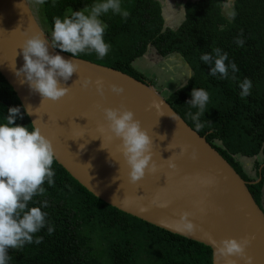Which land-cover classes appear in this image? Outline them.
<instances>
[{
  "label": "trees",
  "instance_id": "1",
  "mask_svg": "<svg viewBox=\"0 0 264 264\" xmlns=\"http://www.w3.org/2000/svg\"><path fill=\"white\" fill-rule=\"evenodd\" d=\"M94 2L98 0H55L53 5V0H46L38 9L52 31L55 17ZM224 2L187 0L182 4L186 18L170 28L163 23L158 0H121L122 8L130 13L126 19L111 11L101 17L108 25L104 40L111 45L109 53L103 59L95 53L78 57L143 81L131 63L148 46L160 57L178 55L190 69L191 79H186L184 87L171 91L165 101L248 183L258 204L262 179L250 182L234 157L259 153L264 157V0H231L235 19L222 13ZM237 38L244 40L243 46L236 44ZM215 48L226 52V63L234 62L239 71L229 70L227 79L208 75L211 66L204 64L200 56ZM233 75L236 79H232ZM245 78L251 80L252 89L249 96L241 98L239 84ZM194 87L206 90L210 96L206 112L200 117L204 127L199 131L188 115L197 111L187 104ZM10 107L21 109L15 125L31 124L16 95L0 76V123L5 122L3 118ZM52 167L54 185L45 182V195L35 196L29 203V207H40L47 213L46 226L34 237H42V242L26 243L17 250L9 248L8 264H211L207 245L118 210L92 195L55 160ZM262 173L264 166L260 168ZM43 201H47L46 207L42 206ZM48 225L54 228L51 234ZM99 244L103 247L101 260L90 252Z\"/></svg>",
  "mask_w": 264,
  "mask_h": 264
},
{
  "label": "water",
  "instance_id": "2",
  "mask_svg": "<svg viewBox=\"0 0 264 264\" xmlns=\"http://www.w3.org/2000/svg\"><path fill=\"white\" fill-rule=\"evenodd\" d=\"M35 34L49 36L41 29L27 0H0V76L10 86L24 112L28 106L30 123L40 128L52 142L55 158L67 173L92 195L118 210L154 226L207 245L211 264H227L217 256L212 239H250L246 255L252 264H264V213L251 196L247 182L235 169L171 108L155 87L117 69L87 59L73 57L48 45L50 55L59 54L78 64L77 72L60 86L67 94L57 101L43 100L32 91L23 74L15 71L23 64V41ZM90 78L87 88L81 82ZM104 84V95L96 92L95 81ZM122 86L120 95L109 86ZM156 101V107L149 105ZM130 109L153 140L155 173L137 183L129 182L128 166L120 151V141L107 131L103 108ZM173 119H172V118ZM175 119V120H174ZM103 125L104 132L99 130ZM164 136L160 140L159 136ZM101 144L102 147L101 148ZM84 145L83 148L80 146ZM186 148L181 154L180 149ZM195 150L197 158L191 159ZM171 157L176 169L168 167ZM90 165V167H89ZM211 178L213 183L204 181ZM167 202V207H159ZM189 212L197 226L191 233L181 230L180 214ZM209 236L212 239H209ZM236 264L243 259L231 257Z\"/></svg>",
  "mask_w": 264,
  "mask_h": 264
},
{
  "label": "clouds",
  "instance_id": "3",
  "mask_svg": "<svg viewBox=\"0 0 264 264\" xmlns=\"http://www.w3.org/2000/svg\"><path fill=\"white\" fill-rule=\"evenodd\" d=\"M38 5H44L46 0H35ZM55 0H53V5ZM168 7L180 13V19H185L187 13L183 6L177 11L168 3ZM225 9H231V0L224 5ZM118 14L122 18H127L130 13L122 8L121 0H98L92 5H85L82 10L72 11L63 17L54 18L51 31V40L44 38L42 34H35L26 38L20 46L24 64L15 71L16 76L23 74L24 79L21 83L27 82L29 88L41 95L43 100L57 101L64 97L68 88L60 86L58 79L67 81L74 72H77L78 64L74 61L66 60L59 54L50 55L48 45L52 48H59L63 52L71 53L73 57L81 54L95 53L98 59H103L110 51L111 45L104 40V34L108 27L101 19L108 14ZM231 19H235L236 12H227ZM238 46H243L242 38L236 39ZM200 60L210 65L208 75L227 79L229 70L232 73L239 71L234 62L226 63L228 54L222 52L220 48H215L212 53H204ZM191 79V72L186 73ZM232 79H236L233 75ZM90 78H85L81 82L82 88L90 85ZM184 87V85H180ZM239 87L240 97L244 98L251 94L252 82L245 78ZM96 92L104 95L103 81H95ZM112 93L120 95L124 89L122 86L112 84L109 86ZM191 99L187 102L191 108L197 109L193 114L188 115L195 124L196 130H201L204 124L200 117L204 116L206 106L209 103V93L204 89L193 88ZM153 101L149 108L156 107ZM28 106L25 115H32ZM20 107L8 108V115L3 118L4 123H0V264H8L11 256L8 249L17 250L26 243L42 242V237H34L46 226L47 213L41 211L40 207H29L35 196L45 195V182L49 186L54 185L55 172L53 170L54 149L52 142L42 135L39 127L33 121L28 126L15 125L17 116L20 115ZM104 120L107 121V131L120 141V151L128 166V178L130 183H137L146 174L155 173L157 164L152 159L153 140L148 132L141 127L139 120L134 118V113L121 105L118 108H103ZM172 118V117H171ZM173 119V118H172ZM175 120V119H174ZM31 126V129H30ZM101 132L105 131L103 125L99 126ZM163 140L164 136H159ZM81 148L84 145L80 146ZM101 148L102 144H101ZM186 148H181L183 154ZM191 159L197 158L195 150L190 154ZM168 167L175 170L176 164L171 157L167 160ZM90 167V165H89ZM206 184L213 183L211 178L204 181ZM42 206H47V201L42 202ZM159 207H167V202L161 203ZM192 214L182 212L179 222L182 231L191 233L197 227L189 217ZM51 234L54 228L47 227ZM209 239H212L209 236ZM248 237L226 238L220 241L212 239L215 245V252L219 257L226 259L227 264H236V260L230 259L237 257L243 259L245 264H252V257L246 255V249L250 245Z\"/></svg>",
  "mask_w": 264,
  "mask_h": 264
},
{
  "label": "rangeland",
  "instance_id": "4",
  "mask_svg": "<svg viewBox=\"0 0 264 264\" xmlns=\"http://www.w3.org/2000/svg\"><path fill=\"white\" fill-rule=\"evenodd\" d=\"M27 1L32 7L33 11L36 13V17L41 29L49 36V39L51 40V31L48 29L44 18L41 16L40 9H38L40 5L36 4L35 0ZM158 1L161 5L164 25L170 28H175L182 19H180V13L173 12L168 7V3L173 9L178 11L182 4L187 0ZM226 3H228V0L222 4L221 8V11L224 15H228L227 12L230 11V9H225L224 5ZM79 10L82 9H78L77 11ZM68 13L69 11H65L64 16ZM131 65L136 72L142 75L145 81L150 82L155 87V89L163 98H166L171 91L184 84L187 79L186 73L190 71L188 66L183 62L182 59L178 58V56L172 54L166 56L165 58H160L158 57V54L155 52V50L150 46H148L146 52L142 56L137 57L131 63ZM90 252L94 257H97L101 260L103 256V247L99 244L95 246ZM103 262L104 261H101V264H103Z\"/></svg>",
  "mask_w": 264,
  "mask_h": 264
},
{
  "label": "crops",
  "instance_id": "5",
  "mask_svg": "<svg viewBox=\"0 0 264 264\" xmlns=\"http://www.w3.org/2000/svg\"><path fill=\"white\" fill-rule=\"evenodd\" d=\"M175 55V54H174ZM178 56V55H175ZM160 57V56H158ZM162 58V57H160ZM165 58V57H163ZM178 58H180L178 56ZM181 59V58H180ZM190 70V69H189ZM185 83V82H184ZM235 160L238 162L242 172L251 179L250 182H256L260 178L262 183L259 190L258 204L264 213V173L260 174V168L264 166V157L262 154H257L252 157H244L241 155H235Z\"/></svg>",
  "mask_w": 264,
  "mask_h": 264
}]
</instances>
